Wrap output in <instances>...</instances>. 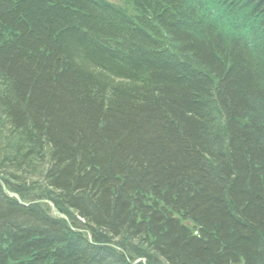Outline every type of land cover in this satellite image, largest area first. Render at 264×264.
Returning a JSON list of instances; mask_svg holds the SVG:
<instances>
[{
	"label": "trees",
	"instance_id": "16d2710c",
	"mask_svg": "<svg viewBox=\"0 0 264 264\" xmlns=\"http://www.w3.org/2000/svg\"><path fill=\"white\" fill-rule=\"evenodd\" d=\"M129 3L0 0V264H264V0Z\"/></svg>",
	"mask_w": 264,
	"mask_h": 264
},
{
	"label": "rangeland",
	"instance_id": "374dc122",
	"mask_svg": "<svg viewBox=\"0 0 264 264\" xmlns=\"http://www.w3.org/2000/svg\"><path fill=\"white\" fill-rule=\"evenodd\" d=\"M111 1L114 2V3H116V4H118V5H120V6H122L130 14H133L134 13V11H133L130 3H129V0H111ZM169 46L171 48L173 47L172 49L175 50V45H173V44L170 45L169 44ZM256 108L258 109V107H256ZM0 109L2 111H5L1 106H0ZM212 115H213V118H212L213 120H215V121L218 120L219 122L221 121L222 117H219L218 115H215L213 113H212ZM262 116L264 117V115H262ZM2 118H3V115L0 114V119H2ZM0 123H1V121H0ZM6 125L7 124H5L4 126H6ZM3 129L4 128H2V130ZM8 131H10V128L8 129ZM13 135L14 136H18L15 133H13ZM1 136H2V133H1ZM3 145H4V143L3 142H0V148ZM14 147H15V142H13V144L11 146V149H8V152H6V154H5V157L6 158L7 157L8 158H13V154L12 153H13ZM41 147L42 146L39 147V150L36 149L35 152H32V153H34L33 155L43 152L42 150H40ZM22 160H23V163H24V166L22 168V171L15 173L17 175V179L19 178V181L22 180V182L19 183V186L18 187H21L22 189L24 188L26 191L32 192L34 194L40 193L44 189H48V187H46V184H45L44 178H43L45 176V173H47V168L46 167L43 168L44 167V165L42 163L43 160L42 159H38L37 160L36 157L33 156V157H30L27 165L24 162L25 160L24 159H22ZM9 171H12V170L10 169ZM14 185H16L15 182H14ZM18 203H20V202H18ZM28 203H30V202L29 201H26V204H28ZM47 204H50V202L47 201ZM23 205H24V203L21 204V206H23ZM64 220L67 221L66 219H64ZM78 220L84 226L86 225V226H92V227H94L93 224L84 221L80 217H78ZM88 234H89V232H88ZM123 236H125V235L122 232H120V234L117 237H115V241H120V239H122ZM131 245L134 248L143 249L146 252H150L149 251V248H147L146 246H144L143 243H142V241H140V239L133 240ZM114 249H115V247H114ZM117 250L118 251H121L118 247H117ZM139 260L143 261V259H139ZM160 261H161V264H165L166 263L163 258H160ZM139 262L137 264H139Z\"/></svg>",
	"mask_w": 264,
	"mask_h": 264
},
{
	"label": "bare ground",
	"instance_id": "6f19581e",
	"mask_svg": "<svg viewBox=\"0 0 264 264\" xmlns=\"http://www.w3.org/2000/svg\"><path fill=\"white\" fill-rule=\"evenodd\" d=\"M147 22H149L148 19H147ZM144 23L141 24L140 22H137V26H140L141 25L140 28H142L143 26H145ZM151 38H154V37L151 36ZM18 200L20 202L24 203L23 207H26V208H28L30 206H33V205H36V204H39V202H30V203L26 204V202L25 201H22V199L20 197L18 198ZM66 209H68V207ZM41 213L44 216H46V217L49 214V212L47 213V212H43V211H41ZM48 218H50V217H48ZM66 220H67L66 222H68L67 223L68 225L65 226L64 224H62V228L64 230L65 229L68 230V231L70 230L71 231V234L74 235V236H76V237H79V239H81V240H83L85 242H88L91 245H94L95 244V246H98V247L102 248V242L95 241V238H89L93 234L92 231L89 232L90 234L87 235V230L85 228H83V229H77L71 222H69V220L67 218H66ZM104 247L105 248H108V249H111V248H114L115 246H113V245H105ZM115 249L117 250V247H115Z\"/></svg>",
	"mask_w": 264,
	"mask_h": 264
},
{
	"label": "water",
	"instance_id": "95a60500",
	"mask_svg": "<svg viewBox=\"0 0 264 264\" xmlns=\"http://www.w3.org/2000/svg\"><path fill=\"white\" fill-rule=\"evenodd\" d=\"M138 263V262H137ZM137 263H135V264H137Z\"/></svg>",
	"mask_w": 264,
	"mask_h": 264
}]
</instances>
